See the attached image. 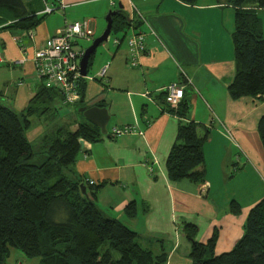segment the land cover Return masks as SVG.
Segmentation results:
<instances>
[{
  "label": "crops",
  "instance_id": "crops-1",
  "mask_svg": "<svg viewBox=\"0 0 264 264\" xmlns=\"http://www.w3.org/2000/svg\"><path fill=\"white\" fill-rule=\"evenodd\" d=\"M129 1L143 16L135 20L126 2L134 25L130 30L145 34L146 52L130 67L126 46H114L101 57L94 77L87 75L81 107L107 110L108 135L95 143L83 141L85 151L79 153L73 170L87 188L90 181L101 186L95 202L102 214L136 232L143 248L166 253V264H193L184 224L196 227L194 240L201 244L216 231L214 254L229 252L243 235L250 209L264 197L254 193L251 202L242 205L236 191H226L235 174L230 165L235 167L232 171L240 170L239 178L264 182V151L257 132L264 99L228 96L227 85L236 72L233 8L228 0H196L192 5L179 0ZM42 2L48 5L47 0ZM103 2L54 0L48 6L58 12L53 17L58 25L45 23V15L32 30V41L24 38L25 31L1 30L0 103L20 113L42 86L31 62L34 51L60 31L64 21L87 20L95 36L102 25L96 20L98 13H104ZM257 12L264 37V10ZM104 66H108L106 77L100 81L96 76ZM171 83L184 85L188 111L182 121L209 129L202 148L206 170L202 182H172L166 174V159L180 122L168 111L160 91ZM83 122L79 119L68 130ZM128 125H136L138 133L109 135L112 128ZM230 198L240 202L238 215L231 213ZM129 203L136 206L133 219L124 214Z\"/></svg>",
  "mask_w": 264,
  "mask_h": 264
},
{
  "label": "trees",
  "instance_id": "trees-1",
  "mask_svg": "<svg viewBox=\"0 0 264 264\" xmlns=\"http://www.w3.org/2000/svg\"><path fill=\"white\" fill-rule=\"evenodd\" d=\"M179 1L189 5L196 2ZM228 3L233 8L231 37L236 67L227 85L228 96L231 100L264 99V37L257 12L264 10V0ZM45 15L28 10L24 0H0V31H32ZM132 22L123 8L112 18L111 34L124 36L134 26ZM95 53L88 60L87 73ZM79 85L81 99L75 105L81 107L85 79ZM58 99L62 102L58 91L41 86L20 113L0 103V264H7L11 250L37 259L38 264H166V253L143 248L136 232L102 214L95 202L100 185L93 183L87 188L74 174L76 159L85 151L80 141L95 143L104 137L96 126L86 121L74 130L57 129L53 137L43 139L45 160L40 164L30 162L36 154L25 136L30 118L56 109ZM168 111L180 122L165 163L167 177L172 182H202L206 173L202 148L209 129L182 121L188 111L185 97L177 109ZM257 132L264 151V115L258 121ZM230 209L234 215L240 213L234 200ZM136 213L134 203L124 208L130 219ZM196 230L194 225L184 224L193 264H264V197L250 209L243 235L229 252L215 255L216 231L206 244H201L194 240ZM113 252L118 259H114Z\"/></svg>",
  "mask_w": 264,
  "mask_h": 264
},
{
  "label": "built area",
  "instance_id": "built-area-1",
  "mask_svg": "<svg viewBox=\"0 0 264 264\" xmlns=\"http://www.w3.org/2000/svg\"><path fill=\"white\" fill-rule=\"evenodd\" d=\"M129 10L137 20H143V16L133 6L130 1ZM121 3V2H120ZM116 1L112 2L111 7L117 8ZM54 11V7H49L44 3L42 14L49 15ZM94 33L87 20L76 21L66 24L60 31L51 37H48L44 43L38 47L32 57L36 77L41 81L44 88L54 89L58 91L62 97L64 105L78 104L80 95V81L87 79V75L83 77L80 73V61L84 54V49L77 48L79 42H89L92 40ZM25 39H33L32 31H25L23 34ZM110 36V35H109ZM109 38V37H108ZM108 41V39H107ZM106 41V42H107ZM114 46H120L121 41L117 38L113 40ZM128 52V65L135 67L139 58L145 54V34L143 32L131 31L130 36L126 40ZM23 52L24 47L20 45ZM24 59L20 62H23ZM2 47L0 45V65L3 64ZM108 66H104L97 74L98 79H105ZM183 77H186L181 72ZM91 79V78H89ZM164 95V102L171 109H177L178 105L184 97V85L171 83L160 90ZM136 125H128L121 128H112L109 135L112 138L137 134ZM108 135V131L107 134ZM103 135V136H106ZM93 182H89L92 185Z\"/></svg>",
  "mask_w": 264,
  "mask_h": 264
},
{
  "label": "rangeland",
  "instance_id": "rangeland-1",
  "mask_svg": "<svg viewBox=\"0 0 264 264\" xmlns=\"http://www.w3.org/2000/svg\"><path fill=\"white\" fill-rule=\"evenodd\" d=\"M114 1H116L117 4L120 1L123 5L124 10L126 12L128 11L129 8L127 7L125 0H107V1L104 0L103 7L105 8L104 9L105 11L103 10L104 13H98L99 18L96 20V22L98 21L99 23H102L101 27L96 32L95 36L92 37L91 41H89V42L81 41V42H79L77 48L85 50L87 47H89L91 45V43L94 39H96L98 36H100L102 34V32L104 31V29L106 27L105 16L107 15V13L109 11L115 10L114 7H111L112 2H114ZM53 2H54V0H47V3L49 6H51V3L53 4ZM24 3H25L26 8L30 9L31 11H38L40 8H44L42 0H24ZM55 13H58V12L56 10H54L52 14L47 15L44 22L50 23L51 24L50 26H52V25L57 26L59 23L58 19L53 18L55 16ZM40 14H42V12H40ZM135 20H137V18H135ZM61 23H62V21H61ZM71 23H72V21H70L69 23L64 21L63 27L66 24H71ZM130 34H131V30H128L124 36L122 35V33H118L116 35L111 34L109 36L107 42H105V43H103L97 47L95 57L93 59V64L90 67V69L88 70V74H87L88 77H94V75L96 74L97 70L100 67L101 57H103V55H105L106 52H108L110 50L112 51L114 49L113 40L115 38L120 40L123 37V40H121L120 47H122L124 49V46H126V40L130 36ZM96 79H98V78L96 77ZM99 80L101 81V79H99ZM55 108L56 109H53L48 114H45L43 116H37L36 115V116H33L30 118L31 125H30L29 129L25 132V136L28 139V141L30 143H32V145L34 147V151L36 153L35 156L32 158V160L30 161L33 164H40L46 158V153L44 150V140H43V139H45V137H47V136L53 137V134L55 133V131L57 129H60V128L71 129L72 126L76 122H78L79 119L86 120L84 118V116L82 115V113H79V111H78L79 108H81L79 105H64L59 100L58 103L55 104ZM240 167H241L240 169L244 168L243 166H240ZM230 168H231L230 172L235 173V174H233V177H232L233 180L230 182V185H228L226 187V191H228V192H232V191L235 192L236 191V197H238L242 201V205L248 204L249 201L252 200L254 193L257 195L260 192H261V194L264 193V182L259 184L258 181H254V179H250L251 177L249 179L239 178L240 175L238 174L239 175L238 176L237 172H239L240 170L232 171V170H234L235 167L233 168V166H231V165H230ZM247 191L251 192L249 199H248ZM221 199H222V197H221ZM232 201H233V198H230L229 202H228L229 208H230V203ZM234 201L237 204H240V202H238L237 200H234ZM219 204L221 205V201L219 202ZM240 210H241V207H240ZM100 251L102 252L103 250L101 249ZM113 257H114V259H118L119 256L116 252H113ZM7 263L8 264H38V260L37 259H28V258L24 257L20 251L11 250L10 256L7 259Z\"/></svg>",
  "mask_w": 264,
  "mask_h": 264
},
{
  "label": "water",
  "instance_id": "water-1",
  "mask_svg": "<svg viewBox=\"0 0 264 264\" xmlns=\"http://www.w3.org/2000/svg\"><path fill=\"white\" fill-rule=\"evenodd\" d=\"M123 10L122 3H118L117 8L113 11H109L105 16L106 27L102 34L94 39L89 47H87L84 51V54L80 61V73L83 77L87 75V67H88V60L92 54L95 53L97 47L103 43H105L111 34V27H112V18L118 12ZM79 113H82L86 121L91 123L92 125L96 126L101 135L107 134V125L109 122V115L105 108L101 107H81L79 108ZM107 136V135H106ZM83 141H80L81 149L83 148ZM81 192L85 193V189L83 185L80 186Z\"/></svg>",
  "mask_w": 264,
  "mask_h": 264
}]
</instances>
